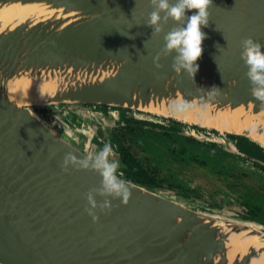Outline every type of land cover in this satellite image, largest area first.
<instances>
[{"label":"water","instance_id":"obj_1","mask_svg":"<svg viewBox=\"0 0 264 264\" xmlns=\"http://www.w3.org/2000/svg\"><path fill=\"white\" fill-rule=\"evenodd\" d=\"M7 1L18 0H0ZM43 1L77 10L79 18L60 28L57 19L22 23L0 33V264H248L256 248L236 253L229 262V234L221 231V223L230 224L232 231L251 224L249 228L253 225L264 233L262 219L187 205L123 176L131 188L128 202L108 197L111 210L97 208L99 219L94 221L85 211L86 193L100 186L101 177L90 169L61 168L68 152L80 158L94 155L91 138L84 131L90 151L75 145L34 106L101 103L143 110L139 105L149 103L153 93L168 97L179 91L217 107L244 104L258 112L264 103L251 95L240 53L247 36L259 40L264 51V0H212L208 26H201L206 38L194 80L172 68L175 51L154 62L165 42L164 33L152 35L145 26L152 11L149 0ZM195 12L189 10L186 16ZM173 26L169 20L165 33ZM46 67L62 72L82 69L98 79L73 81L41 103L24 97V85L7 88L17 79L16 72ZM44 79L38 83L49 80ZM214 85L219 94L208 92ZM35 90L30 87L31 93ZM62 127L70 132L65 124ZM214 129L225 138L236 134L262 144L248 132ZM86 132L91 136L90 129ZM222 146L238 152L228 141ZM194 197L190 199L200 201ZM95 199L102 202L104 197Z\"/></svg>","mask_w":264,"mask_h":264},{"label":"bare ground","instance_id":"obj_2","mask_svg":"<svg viewBox=\"0 0 264 264\" xmlns=\"http://www.w3.org/2000/svg\"><path fill=\"white\" fill-rule=\"evenodd\" d=\"M78 14L79 11L77 10L66 11L62 6H53L52 3L43 0L0 2V33L11 30L22 23L33 25L37 22L55 21L57 19L61 21L57 27L60 28L79 18ZM46 70H50V73ZM89 72L82 69H79L77 72H72V70L62 72L61 70L48 67L44 71L41 69H28L27 71L16 72L14 76L16 75L17 79L11 81V84L8 83L9 87L7 84V88L10 91L14 84L21 87L24 85L23 88L26 89V91L24 90L25 92H22L24 97L36 103H41L51 97L57 90L63 89L68 84H72L71 82L73 81L98 79V77L92 76ZM106 72L108 71H104L105 75L108 74ZM44 75H47L48 82H43L45 84L38 83L39 79H44ZM46 80L44 79V81ZM4 82L2 81L1 85L5 84ZM30 87L36 89V94L30 92ZM177 94V96L162 97L159 94L153 93L150 102L143 105L140 104L139 107L144 111L174 116L186 122L215 127L221 131L248 132L252 137L257 138L258 141L264 144V107L258 112L251 110L250 107L246 108L244 104L236 107H217L206 100L201 101L199 98H186L184 97L185 94L179 91H177ZM11 98L15 99L16 96L12 95ZM249 106H252V102H250ZM89 112L90 110H88ZM94 114H97V112L91 111L89 118H95ZM95 119L97 122L99 121L97 117ZM57 121L61 122L59 118ZM50 125L54 128L53 123H50ZM73 125L76 127L65 124L66 130L70 132L63 134L70 141L77 142L84 149L90 151L86 142L80 143V134L84 130L81 124L73 122ZM72 128H75L79 134L72 133ZM86 135L91 140L96 137L93 134L91 136L90 134ZM193 203L201 206L200 203L195 201ZM221 225V231L224 233L228 232L229 234L227 240L229 262L235 258L236 253L239 255L240 253L248 252L249 247L253 246L257 251L250 257L248 264H264V250H261L264 248V233H259L257 227L253 225L249 228L251 224H247L248 228H242L240 231H232L230 224L225 221H222Z\"/></svg>","mask_w":264,"mask_h":264},{"label":"rangeland","instance_id":"obj_3","mask_svg":"<svg viewBox=\"0 0 264 264\" xmlns=\"http://www.w3.org/2000/svg\"><path fill=\"white\" fill-rule=\"evenodd\" d=\"M95 104V106H90V112H94L98 109H104V107L101 106V103ZM84 108L85 103L79 105H70L69 103H53L49 105L34 106V109L39 113V115L47 122L53 123L54 128L58 131H63L64 133H66L62 127L63 124L74 127L75 125H73V122L81 124L82 120L88 118V122L86 124L90 125V127L85 126L87 128L86 131L90 129V132L93 135H97L95 134L96 131H93V127H97L95 130L99 131L98 126L96 125L97 122H95L92 118H89L90 112L88 113V110ZM132 110H135L138 116H158V114L139 109ZM53 112H57L59 116L60 114H63V117L60 116L61 119L64 118V121H62L64 122L63 124L61 123L60 125L52 119L54 117V114H56ZM133 112L134 111H132V113ZM97 115H99L98 112ZM99 122L102 124V120L99 119ZM92 124H95L96 127ZM71 131L72 133L79 134V132L76 131L75 128H72ZM143 132L144 139L141 140L142 146L138 145L137 142H134L133 139H130V141L125 139V142L128 144L129 142L131 144L134 142L133 145L135 146H132V148L137 156L140 157V159L144 162L145 166L148 167L149 164L146 165V163L148 162V159L152 153L158 156V159L156 160L157 162L161 161V159L159 158L165 157L164 155L174 156L180 153L182 142L179 138L173 137V135L168 138L167 136H165V134L157 131L146 130ZM136 135L137 134H135L137 140ZM172 138L176 139V141L181 144L179 148H175L178 146H171L170 141ZM138 142H140L139 139ZM73 143L76 145H80L77 142ZM119 143L121 144V140ZM91 151L95 154L92 149ZM196 153L197 154H195L194 157L200 162L208 163V165H210L212 162L215 164L220 163L217 154L208 153L204 150H199V152ZM223 159L226 162V167L223 168V171H218L217 167H215L216 170H214L198 165L180 166V163L177 160H168L165 164H163L162 169L158 170L157 172L153 171L156 172V179L159 183L153 184L145 182L144 184L156 188L161 193L163 192L164 194L175 196L176 199L187 205L198 206L193 203V201H195L197 203H200L202 207L209 206L222 210L224 214H228V216H231L232 213L230 212L232 210L238 211L242 214H246L247 212H245L246 209L244 207V204L249 200L253 201V204H258L259 206L263 207L264 170L252 163L240 159L239 157L233 158L232 156H224ZM166 174L172 175V177L170 178ZM172 179L175 184L171 182ZM177 183L181 185H177ZM193 184L196 185L195 188L197 193H193L192 190H190V192L186 190L187 187L191 189ZM187 193L193 194V196L198 197L200 201L190 199L193 196ZM262 220L264 221V215H262Z\"/></svg>","mask_w":264,"mask_h":264},{"label":"clouds","instance_id":"obj_4","mask_svg":"<svg viewBox=\"0 0 264 264\" xmlns=\"http://www.w3.org/2000/svg\"><path fill=\"white\" fill-rule=\"evenodd\" d=\"M149 4L152 11L148 13L145 26L151 28L152 35L164 33L165 42L154 58V62L158 61L161 55L169 56L175 51L178 55L172 58V68L178 73H186L194 80L199 69L196 61L202 56V42L206 38V33L201 30V26H208L211 15L209 9L213 7L212 0H174V2L173 0H149ZM193 9L196 12L186 16V12ZM169 20L174 22V26L165 33V26ZM127 37L134 38L131 34ZM240 57L247 66L246 75L251 85V95L255 100L264 103V51L260 41L252 36L245 37L241 41ZM157 67L160 65L157 64ZM207 90L212 94L220 92L215 85ZM115 157L116 151L111 143H105L94 155L89 154L83 158L68 152L61 164L63 171H68L71 166L77 169L93 170L101 177L100 186L86 193L89 206L85 208V211L94 221L99 219L95 211L97 208L101 212L111 210L112 203L108 197L120 198L121 202L126 204L131 196V188L120 178L123 172L119 171L120 162ZM96 195L104 197L103 201L98 202L95 199Z\"/></svg>","mask_w":264,"mask_h":264},{"label":"flooded vegetation","instance_id":"obj_5","mask_svg":"<svg viewBox=\"0 0 264 264\" xmlns=\"http://www.w3.org/2000/svg\"><path fill=\"white\" fill-rule=\"evenodd\" d=\"M95 105H96L95 103H85L84 109L90 110V106H95ZM101 106H103L104 109L102 110L95 109L96 111L94 112H98L99 115L94 114V116H96L100 120H102L101 117L111 116L114 119V123H112L109 127L107 126V128L105 129L104 134L106 136L104 134L99 135L98 143L100 145V149L104 146L105 143H111L114 150L116 151L115 158L120 162L119 171H122L123 175L132 173L133 171L130 168V166L133 163L134 165L137 163L141 165L143 170L146 171L150 176H152L156 182H158V180L156 179L157 175L155 173L158 170L162 169L163 164H165L168 160H172V159L177 160L180 163V166L198 165L214 170H216L215 167H217L218 171L220 170L223 171V168L226 167V162L223 159L224 156L226 157L232 156L233 158L239 157L240 159L252 163L255 166H258L259 168L264 170V164H262V162L258 159V157H255L250 153V151H256L254 143L257 142L251 139L243 140L241 138L242 135L228 134L227 135L228 137L225 138L220 131L212 127L210 128L209 126L206 125L199 126L196 124H191L189 122H183L176 119L164 117L161 115L158 116L155 115L151 117L138 116L135 110H132L131 108L128 107L113 106L108 104H101ZM132 111L134 112L132 113ZM53 113H56L52 118L53 120H57V117L60 116L63 117V114H60L59 116L57 112H53ZM93 119L95 118L93 117ZM56 122L58 123V121ZM96 128L93 127V131H96L95 134L98 133V131L95 130ZM101 130H99V133L101 132ZM146 130L163 133L168 138H170L172 135L173 137L179 138L182 142V148L180 153L174 156L164 155L165 157H160L159 159H161V161L157 162L156 160L158 159V156L153 153L151 154L149 152L151 156L149 157L148 162L146 163V165L148 164L149 165L148 167L145 166L144 162L140 159V157L137 156L132 146H135L133 145L134 142H137L138 145L142 146L141 140L144 139L143 131ZM135 134H137L136 135L137 140ZM230 135L233 136L232 139L230 138ZM125 139L129 141L130 139H133L134 142L132 144L129 142L128 144L125 142ZM138 139L140 140V142H138ZM120 140H121V144L119 143ZM227 141L229 142V146L232 148L233 147L236 148L238 152L225 150V148L222 146V143L224 144V142ZM170 144L172 147L178 146L175 148H179L181 146V144L178 143V141H176V139L173 138L171 139ZM260 145L264 147V145L262 144ZM199 150H204L208 153L217 154L220 163L215 164L212 162L210 165H208V163L198 161V159H195L194 155L197 154L196 152H199ZM168 176L170 178L172 177V175H168ZM171 182L174 183L173 179ZM177 185H181V184L177 183ZM195 186L196 185L193 184L191 189L187 187L186 190L189 192L190 190H192L193 193H197ZM253 203L254 202L251 200L245 202L244 207L246 209L245 212H247L246 214L252 216L256 215L257 217L262 219V215H264V206L261 207L258 204H253Z\"/></svg>","mask_w":264,"mask_h":264},{"label":"trees","instance_id":"obj_6","mask_svg":"<svg viewBox=\"0 0 264 264\" xmlns=\"http://www.w3.org/2000/svg\"><path fill=\"white\" fill-rule=\"evenodd\" d=\"M95 122H97V120L93 119ZM88 122V118H85L84 120H82V123H81V127L85 130V133H86V127L90 125L86 124ZM93 125V124H92ZM86 126V127H85ZM97 126H98V129L101 130L103 128L102 124L98 121L97 122ZM92 127V126H91ZM84 130L83 133H84ZM87 134V133H86ZM92 135V134H91ZM230 138L232 139L233 136L230 135ZM243 140H249L250 138L248 137H245V136H242L241 137ZM252 140V139H251ZM254 141V140H253ZM257 142V141H255ZM258 143V142H257ZM254 143L255 144V150L256 151H250V153L252 155H254L255 157H258V159L261 161H264V147L260 145V143ZM262 154V155H261ZM129 157V155H128ZM132 161V159H131ZM129 165V164H128ZM130 168L132 169V173H128L126 175H123V177L127 178V179H130V180H133V181H136V182H143V183H153V184H158L159 182H156L155 179L150 176L146 171L143 170L142 166L139 165V164H135L134 163L130 166ZM249 216H252V215H249ZM252 217H255V218H258L260 219L259 217H257L256 215L255 216H252Z\"/></svg>","mask_w":264,"mask_h":264},{"label":"crops","instance_id":"obj_7","mask_svg":"<svg viewBox=\"0 0 264 264\" xmlns=\"http://www.w3.org/2000/svg\"><path fill=\"white\" fill-rule=\"evenodd\" d=\"M101 119H102V125H103V128H102V130H101L100 133H99V131H98V133H97L95 139L92 140V145H93V147H94V152H95V153L98 152V151L100 150V145H99V143H98L99 135H100V134L103 135L105 129L107 128V126L109 127L112 123H114V119H113L111 116H109V117H108V116H104V117H101ZM81 134H82V135H81ZM81 134H80V135H81V142H80V143L83 144L86 135H85V133H81ZM104 135H105V134H104ZM105 136H106V135H105Z\"/></svg>","mask_w":264,"mask_h":264},{"label":"built area","instance_id":"obj_8","mask_svg":"<svg viewBox=\"0 0 264 264\" xmlns=\"http://www.w3.org/2000/svg\"><path fill=\"white\" fill-rule=\"evenodd\" d=\"M58 118H59V119H60V121H61V122H59V121H58V123H59L60 125H61V123L63 124L64 122H62V121H64V120H63V119H61L60 117H57V119H58ZM54 121H57V120H54Z\"/></svg>","mask_w":264,"mask_h":264}]
</instances>
